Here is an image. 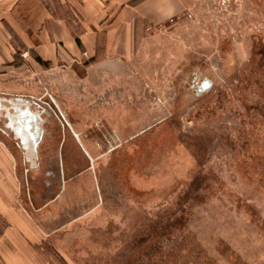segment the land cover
<instances>
[{"label": "rangeland", "instance_id": "rangeland-1", "mask_svg": "<svg viewBox=\"0 0 264 264\" xmlns=\"http://www.w3.org/2000/svg\"><path fill=\"white\" fill-rule=\"evenodd\" d=\"M168 24L151 60L160 100L142 109L145 115L159 111V118H145L149 128L139 146L100 154L97 182L82 180L76 195L92 198L82 208L97 205L111 215L49 237L46 256L55 264L264 258V0H191ZM25 73L14 78L0 71V100L39 97L46 89L56 97L39 72ZM195 75L211 86L199 94L190 90ZM42 115L50 134L59 131L52 113ZM3 123L0 116V146L13 155L16 201L33 211L28 197L41 193L58 197L46 208L67 207L71 180L62 187L58 169L56 178L29 169L19 139Z\"/></svg>", "mask_w": 264, "mask_h": 264}, {"label": "crops", "instance_id": "crops-1", "mask_svg": "<svg viewBox=\"0 0 264 264\" xmlns=\"http://www.w3.org/2000/svg\"><path fill=\"white\" fill-rule=\"evenodd\" d=\"M190 4L191 0H0V71L14 78L23 70L30 72L24 78L39 72L40 80L54 86L57 106L88 139L82 147L97 164L101 153L129 143L139 146L140 135L149 128L145 118H159V111L145 115L142 110L145 103L154 107L160 100L152 62L168 20H179ZM14 187L12 152L0 146V264H55L46 256L48 245L53 247L49 237L111 215L97 205L81 207L92 199L76 195L83 189L81 181L71 184L65 208H46L58 197L29 195L33 211L16 201ZM246 264H264V258L253 257Z\"/></svg>", "mask_w": 264, "mask_h": 264}, {"label": "flooded vegetation", "instance_id": "flooded-vegetation-1", "mask_svg": "<svg viewBox=\"0 0 264 264\" xmlns=\"http://www.w3.org/2000/svg\"><path fill=\"white\" fill-rule=\"evenodd\" d=\"M208 82H210L211 86L209 78L203 77L200 79L195 75L188 87L190 90L193 89L196 94H199L206 90L202 89V84ZM28 97L29 98H21L15 96L0 100V116L4 121L3 126L8 127L13 135L19 139L29 169L42 170L45 175H51L52 178L57 177L56 171L58 169V174L61 177L62 183L68 182V180H71L72 183L78 181L82 182L83 180V182L86 183L88 179L91 180V177L97 182V173L95 171L97 164L90 158L89 155L91 154L82 147L87 146L85 141L88 139H85L81 135L74 126L75 124L69 121L60 110L57 106L56 97L53 98L50 96L47 89L39 97L32 95H28ZM16 98L28 101L31 109L36 108L39 110L42 133L34 152H31L29 149V146H31L29 138L30 132L23 128L19 133V124L22 125V123L19 121L18 117H16V113L12 107L14 102H16ZM7 107L9 112L13 114L12 116L5 115V108ZM49 109L60 125L59 131L54 130L51 134L50 129L46 126L47 120L45 116L42 115L43 113L47 115L51 114ZM67 129L70 136L65 132ZM52 178L50 181H54ZM47 181L45 180L44 182L47 183Z\"/></svg>", "mask_w": 264, "mask_h": 264}, {"label": "water", "instance_id": "water-1", "mask_svg": "<svg viewBox=\"0 0 264 264\" xmlns=\"http://www.w3.org/2000/svg\"><path fill=\"white\" fill-rule=\"evenodd\" d=\"M210 86V82L203 83L202 89H207ZM201 91V90H200ZM16 102L13 104V109L22 125L19 124V133L23 130H28L30 132V143L29 149L31 152L35 151L37 143L41 138L42 127L40 125L41 117L38 109H31L28 101L22 100L21 98H16ZM5 115L12 116L13 114L9 112L8 107L5 108ZM24 133V132H23ZM25 141V140H23Z\"/></svg>", "mask_w": 264, "mask_h": 264}, {"label": "trees", "instance_id": "trees-1", "mask_svg": "<svg viewBox=\"0 0 264 264\" xmlns=\"http://www.w3.org/2000/svg\"><path fill=\"white\" fill-rule=\"evenodd\" d=\"M40 61V60H39ZM41 63H43L44 64V62H41Z\"/></svg>", "mask_w": 264, "mask_h": 264}, {"label": "built area", "instance_id": "built-area-1", "mask_svg": "<svg viewBox=\"0 0 264 264\" xmlns=\"http://www.w3.org/2000/svg\"><path fill=\"white\" fill-rule=\"evenodd\" d=\"M170 20H172V19H170Z\"/></svg>", "mask_w": 264, "mask_h": 264}]
</instances>
